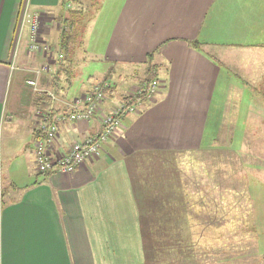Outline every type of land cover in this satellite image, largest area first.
I'll use <instances>...</instances> for the list:
<instances>
[{
	"label": "crops",
	"instance_id": "obj_1",
	"mask_svg": "<svg viewBox=\"0 0 264 264\" xmlns=\"http://www.w3.org/2000/svg\"><path fill=\"white\" fill-rule=\"evenodd\" d=\"M60 1L0 0V141L2 128L12 123L14 114L25 118L31 163L30 169L21 171L25 179L10 178L5 198L1 194L0 264H123L132 257L140 263L143 218L144 223L148 217L156 221L154 211L158 209L152 203L159 195L158 184L152 179L157 169L155 158L158 154L202 149L204 136L211 135H205L206 129L221 131L222 125L215 123L216 89L225 77L221 56L236 54L231 49L224 53L222 50L260 49L257 52L264 56V0L110 3L107 30L100 34L98 44H89L91 52L100 54L106 71L96 79L85 80L71 96L110 71L109 78L115 87L105 105H116L121 92L126 90L121 88L124 81L139 80L147 54L155 50L158 88L154 99H139L135 102L137 112L121 116V125L102 144L97 159L76 167L70 174L56 170L39 174L32 152L37 130L33 108L42 106L44 97H29L20 74L21 68H31L25 63L28 28L21 26V17L25 9L48 15L61 9ZM45 20L47 25L52 21ZM49 31L45 30L43 36ZM192 40L199 45H191ZM250 52L246 51L247 57H253ZM251 70L244 64L240 74L233 73L245 93V102L241 104L245 106V122L250 120L254 105L260 106V110L264 105V96L259 93V89H264L260 83L264 73L255 88L249 82L254 75ZM41 75L38 82L45 86L48 76L40 79ZM70 83L62 75L57 83L58 93L47 83L46 86L56 96L69 99ZM46 98L54 108L60 107ZM97 125L95 120L76 126L62 125L57 146L66 147L83 134H92ZM247 127L243 138L249 136ZM259 187L263 183L257 190ZM188 219L183 220V225H190Z\"/></svg>",
	"mask_w": 264,
	"mask_h": 264
},
{
	"label": "rangeland",
	"instance_id": "obj_2",
	"mask_svg": "<svg viewBox=\"0 0 264 264\" xmlns=\"http://www.w3.org/2000/svg\"><path fill=\"white\" fill-rule=\"evenodd\" d=\"M114 2L115 0H67L62 9L42 15L40 38L50 43L51 57L43 58L42 54L25 53V63H29L31 68H21L20 74L22 78L24 77V85L31 94L28 95L29 97L38 94L47 96L46 91L51 90L46 83L45 86L42 85L41 81L40 84L38 82L37 89H34L26 85L25 79L30 76L32 68L39 66L49 67L42 73L40 79L46 76L50 78L53 75L56 68L53 63L56 62L54 56L57 53L58 37L51 39L48 35H59L62 28L60 17L66 16L70 8L79 9L81 13L78 24L79 43L77 42L73 49L74 62L70 64L72 73L69 76L71 83L67 88L68 96L79 91L85 80L96 79L106 71L100 54L91 52L89 44H98L100 34H104L107 30L110 3ZM45 19L52 21L47 25ZM47 29L50 31L45 37L43 32ZM24 31L23 29L22 35L25 34ZM228 49L234 50L236 54L233 56L225 54V50ZM259 50L232 48L222 50L224 55L221 56V72L225 77L216 89L218 113L215 119V123L222 125L221 131L206 129L205 135L209 133L211 135L204 136L202 149L158 154L154 161L157 169L152 179L158 184L159 195L157 201L152 203L164 209L155 210L156 221L148 217L146 223L151 229L175 234L179 228L176 217L179 215L183 220L189 217L190 225L182 226L186 234L184 239L187 243L185 237H190L194 244L191 254L200 258L201 264H264V105H261L262 110L260 106L254 105L253 113L249 115L250 120L245 122L243 110L245 106H241L245 102V93L243 88L239 87L242 83L233 74L237 71L240 74L241 66L249 65L251 71H254L253 80L249 81L250 86L257 88L258 81L264 73V56L257 52ZM246 51H251L253 57H247ZM129 79L124 81L121 88L127 90L137 82L135 79ZM262 81L260 83L264 84V79ZM62 82L64 85L67 84ZM255 96L257 97L256 92ZM56 105H59L58 100ZM49 106H51L49 103H43L38 108L45 109ZM213 106L211 105V109ZM33 109L35 112L36 109ZM261 116L263 120L260 119ZM12 119V123L5 124L1 132L0 190L3 198L11 184L9 183L11 179L24 180L21 171L30 169L31 166L30 150L26 146L30 142V135L24 129L26 120L18 114H14ZM246 125L248 126L246 133L249 136L243 138ZM232 128L233 131L235 129L233 136H231ZM262 183L263 187L257 190ZM160 198L164 200L163 203ZM153 217L155 218V215ZM168 244L172 243L168 242ZM150 257L152 258L149 261L152 259L160 264L169 261L168 255H159L157 251ZM123 264L149 263H145L143 253L142 262L139 263L138 259L132 257L129 262Z\"/></svg>",
	"mask_w": 264,
	"mask_h": 264
},
{
	"label": "built area",
	"instance_id": "obj_3",
	"mask_svg": "<svg viewBox=\"0 0 264 264\" xmlns=\"http://www.w3.org/2000/svg\"><path fill=\"white\" fill-rule=\"evenodd\" d=\"M23 11L21 26L28 28L27 52L42 54L51 57V46L42 39L40 32L41 11ZM28 13V14H27ZM62 55L54 56V61L61 60ZM58 59V60H57ZM49 67L39 66L32 68L30 76L25 79L26 85L37 89L38 77L47 71ZM115 84L111 80H98L87 89L69 99L56 97L51 91H46L52 100L59 101V108L52 104L49 108H36L37 130L32 140V152L34 155L35 170L40 174H47L53 170L70 174L76 167H80L87 161L97 159L102 153V144L115 133L121 125L123 112L134 113L138 111L136 103L126 104L121 99L116 105L106 106L109 95L113 94ZM158 88V80L146 82L138 80L129 86L124 93L131 98L139 100L143 95L145 100L154 99ZM90 120L97 122V128L92 134H83L81 139H75L66 147L57 146L59 129L64 124L82 125ZM2 190H0L1 199ZM1 201V200H0Z\"/></svg>",
	"mask_w": 264,
	"mask_h": 264
},
{
	"label": "trees",
	"instance_id": "obj_4",
	"mask_svg": "<svg viewBox=\"0 0 264 264\" xmlns=\"http://www.w3.org/2000/svg\"><path fill=\"white\" fill-rule=\"evenodd\" d=\"M67 0L60 1L61 9L64 7V4ZM81 11L79 9L70 8L67 11L66 16H61L62 19V28H60L57 42V55L61 54L62 58L60 61L54 62L53 64L56 68L53 71V75L48 78L47 85H49L54 91L58 93V82L60 81L61 76L63 75L65 79L69 82L72 73L70 70V64L72 63V55L73 49L79 43V35H78V24H79V15ZM191 45L197 47L199 42L197 40L189 41ZM155 50L149 52L146 56V61L144 63L143 72L140 76L139 80H145L146 82H151L152 80H156V71L158 65L153 62V54ZM58 60V59H57ZM111 73L107 71V73L102 77L101 80H110ZM259 93L264 96V90L259 89ZM44 100L42 103H48V99L43 94ZM48 97V96H47ZM49 98V97H48ZM120 99L124 101L127 105L131 103H135L137 100L131 98L126 95L124 92H121ZM138 99H144L143 95L139 96ZM46 100V102H44ZM40 104V103H39ZM127 112H123L121 116L126 114ZM231 141V137L229 139ZM161 199V198H160ZM163 203V199H161ZM160 201V202H161ZM176 201V200H175ZM183 202V201H182ZM147 204H149L147 202ZM158 211L163 210L162 207H158ZM171 207L170 205H168ZM176 213V212H174ZM164 215V214H163ZM167 218V217H166ZM177 225L179 226L178 231L174 234V232H160V229H151L147 223L142 222L141 226V237H142V250L144 253L145 263L149 264H160L155 261H149L152 253L154 254L156 251L161 254H166L169 257V261L165 264H201V259L196 257L193 253V242L190 240V237L187 238L188 242L184 239L186 235L183 231V219L176 217ZM158 221V220H157ZM173 234V235H170ZM171 242L172 244H168Z\"/></svg>",
	"mask_w": 264,
	"mask_h": 264
}]
</instances>
